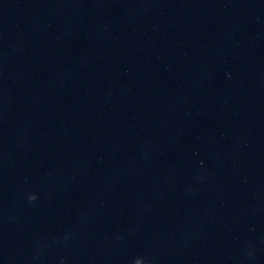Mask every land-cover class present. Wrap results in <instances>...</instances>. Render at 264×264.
Here are the masks:
<instances>
[{
	"label": "water",
	"instance_id": "obj_1",
	"mask_svg": "<svg viewBox=\"0 0 264 264\" xmlns=\"http://www.w3.org/2000/svg\"><path fill=\"white\" fill-rule=\"evenodd\" d=\"M0 264H264V0H0Z\"/></svg>",
	"mask_w": 264,
	"mask_h": 264
}]
</instances>
